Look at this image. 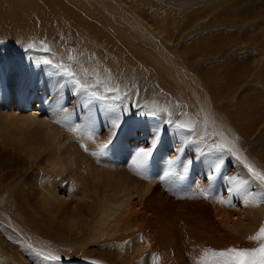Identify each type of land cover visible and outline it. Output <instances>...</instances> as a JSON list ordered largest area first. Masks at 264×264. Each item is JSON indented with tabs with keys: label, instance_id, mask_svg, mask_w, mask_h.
Listing matches in <instances>:
<instances>
[{
	"label": "rangeland",
	"instance_id": "obj_1",
	"mask_svg": "<svg viewBox=\"0 0 264 264\" xmlns=\"http://www.w3.org/2000/svg\"><path fill=\"white\" fill-rule=\"evenodd\" d=\"M74 1L83 2V7H88L91 13L100 5L101 11L107 16L114 14L110 17L114 18L115 25L119 27L122 34L128 36H126V41L131 56L135 57L132 52L139 51L143 47L142 49L149 50L151 59L153 56L156 57L159 64L154 65L152 62L142 59L130 64V71L133 74L142 73L143 76L137 78L136 75H132L127 80L129 88L124 92L122 91L124 83L122 78L115 80L114 84L109 87L107 77L95 78L91 74L93 65L83 60L69 59L71 55L75 54L73 49L58 48L54 53L51 52L48 55L40 53L39 49H35L34 53L31 54V60L34 61L33 65L29 63L28 59L21 61L20 64H15L21 79L24 77V73H32L30 74L31 85H27L25 90L20 89V92L23 91L30 99H23L22 102L19 100L15 103L13 98L19 91L13 86L15 83L20 84L21 80L14 81V76H9L10 70L6 69L9 64L5 63V54H0V61L5 57L4 63L0 64V73L3 72V76H0V85L5 82L4 87L0 88V194H4L8 189H25V191L34 193L39 188H46L51 190L57 201L62 203V210L67 213L68 221L66 224L69 222L70 225L74 221L77 225H81L82 222H90L95 217L81 213L79 211L80 206H95L93 211L97 213L95 211L96 204L98 207L104 204V201L110 204V198L116 199V203H119L120 199L123 198L122 195H127V193L118 194L107 191L109 185L115 183L114 178H124L134 188H139L136 178H141L142 181H146L147 192H143L140 197H143L145 201L153 202L152 204L156 206L165 203L175 207L194 204L220 205L222 203L220 206L224 205L226 209L231 208L235 212L233 215L235 220L233 221L234 218L231 217V223L227 226L228 231H231L230 233H235L236 217L239 218L240 214L242 215L240 221L245 220L244 225L249 224L246 221L254 218V214L249 213L250 208L248 209V207L250 206L244 199V189L239 183L241 164L237 160L242 159L239 157L240 152L254 149L256 144L258 145L259 137L264 136V0H241L236 12L231 15H227L225 12L223 15L219 13L212 15L211 13L215 10H210L208 17L199 22L182 23L184 26L182 31L172 28L174 26L168 21H162V18L158 23L156 20L150 21L141 16L138 17V14L133 13V11L127 12L125 8L128 5L122 3L118 6L116 0ZM234 1L227 0V3L232 5ZM110 5L114 7L112 13L108 11ZM151 5L161 11H175L173 0H158L157 4L152 1ZM204 7L198 8V10H202ZM182 9L178 12L187 13L184 7ZM95 13L97 11L93 14ZM96 24L104 32L113 30L100 20ZM165 28L171 29L174 33L173 38L168 39L164 33ZM220 28L227 29L228 35L225 37L217 35L216 31ZM159 31L163 32L162 36H158L157 32ZM196 32L213 33L214 39L217 42L223 41L224 45L219 46L217 50L213 46L196 51L193 44L194 38L198 35ZM144 35L156 41V46L154 47L152 44V47H145ZM185 41L188 42L181 45ZM188 47L191 51L190 54H188ZM169 49H175V52L169 51ZM19 52L25 53V51ZM42 59L48 60V63L42 61V64L47 65L48 68L42 66ZM221 65L229 67L230 72L227 78L234 80L236 85L234 84V89L223 100H213L212 102L209 92L205 90L206 77L211 72V68L220 73ZM157 68L169 70V75L164 70H160L164 76L161 77ZM68 72H71L73 76L69 77ZM251 84L254 85V88H260V94L256 95L257 98H246L256 99L258 102L256 105L247 106L243 110L245 117L250 118L254 123L253 129L248 135L249 138L244 144L242 139L238 141V136L234 132V136L231 134L232 132L230 135L228 134L229 127L225 124L224 113L228 107L237 105L236 102L242 96L241 94L245 95L243 97L248 96V89ZM168 88H171V91ZM16 90L18 92H15ZM7 92L12 93L11 101L5 99ZM129 93L131 94L129 95ZM160 99L164 101H162L163 104ZM36 104L41 105L40 109L35 107ZM27 118L29 120H26ZM193 120L200 123L201 131H196L198 126L194 128ZM116 125H120V127L117 128ZM179 125L184 127L180 128ZM45 126L59 132L57 136L53 138L50 136L47 139L50 148L61 147L65 135L69 151L55 150L54 156L51 155L50 151H48L49 153L32 151L43 145L42 134L45 132ZM153 132H156L159 137L157 147L153 150L146 164L142 168H138L134 164V161L138 159L136 153L140 148L151 147ZM199 132L201 135L198 136ZM87 139L92 142L91 146H95L94 149L97 150L102 145L108 144L109 141L112 143L103 152L100 149L97 153L87 144L89 143ZM22 141H25V146L29 149L26 154L19 153L17 149L12 150ZM219 145H223V148L218 147ZM115 150L118 153L112 154ZM66 151L69 155L65 154ZM228 152H231L230 156L226 154ZM112 155H116V157L113 158ZM73 157L79 160L75 161L77 162L76 166L80 167L82 164L83 166L80 168L83 169L87 166L92 174L95 173L94 176L99 175L96 173L100 172L99 178L85 179V176L78 177L77 173L73 174L72 170L75 171L78 168V166L72 168L70 159ZM170 160L174 163L169 164ZM120 161L124 162V165ZM52 162L56 166L48 169ZM78 162L81 164L79 165ZM205 165L208 167L205 168ZM92 167L95 168L94 171H92ZM109 167H113L115 171L125 168L128 175L123 176L117 172L112 175L108 170ZM51 168L55 171H51ZM80 168L78 169L83 170ZM103 168H107V170ZM51 173L60 174L57 176L61 178L62 186L60 183L56 185L51 181L45 184L46 177L52 179ZM199 173L202 174V177ZM209 175L213 179H207ZM74 176L78 178H74ZM41 179L45 181L42 184ZM245 179L250 182V178ZM79 180H84L86 185L92 183L95 186L92 187L91 191L82 192L79 187L77 191L74 188L76 185H80ZM253 183L250 192L258 197L260 194L257 187L260 186L261 182L257 185L252 180ZM24 193L26 194L25 198L17 196L19 203L23 204L27 200L26 203H29L32 208L40 204L39 198L34 199V195L32 196L28 192ZM137 200L134 195L126 199L125 204H134ZM74 212L75 216L72 217ZM236 214L237 216H235ZM259 214L261 219L258 217V221L262 223L264 221V207ZM219 219L220 216L217 217L216 221ZM33 223L35 224V222ZM247 224L246 226L241 225L243 226L241 229L238 226V232H240L237 233L238 235L245 231ZM57 228L58 226L55 227V229ZM12 230L13 238H6L0 233V248L8 254L17 255L22 264H40L36 260L35 253L19 248L22 243L23 245L34 246L30 242L32 240L29 241L26 236L19 238L18 236L22 233L14 226ZM71 231L62 230L64 240L67 239L66 237ZM251 233L249 232L248 235ZM47 234L55 235L54 231H49ZM242 235L241 239L247 236L245 233ZM17 238L20 241H15ZM77 243H80V240ZM101 245L92 240L88 246L83 247L87 251L89 260L83 264H118L120 262L116 250L107 253V251L102 250ZM51 250L55 251L53 248ZM42 252L40 255L43 258L46 255L45 252L42 255ZM0 255L5 257L1 251ZM58 263L57 260L50 259L49 256L41 262V264ZM64 264L76 263L69 261V263Z\"/></svg>",
	"mask_w": 264,
	"mask_h": 264
},
{
	"label": "bare ground",
	"instance_id": "obj_2",
	"mask_svg": "<svg viewBox=\"0 0 264 264\" xmlns=\"http://www.w3.org/2000/svg\"><path fill=\"white\" fill-rule=\"evenodd\" d=\"M116 1L118 6L122 5V3L128 5L125 8L127 9V12L131 13V11H133V13L138 14V17L141 16L143 19H149L150 21L156 20L158 23L162 18V21H168L169 24L173 25L174 27L172 28L182 31V28H184L182 23L187 24L188 22H199L205 17H208L210 10H215L213 13H211L212 15L218 13L223 15V12H225L227 15L235 13L241 0H235L233 4L230 2L232 5H228L227 0H173V8L175 11L172 12L155 9L151 3L152 1H155L157 4L158 0ZM82 4L83 2L81 3L80 1L74 0H0V54H5V63L9 64V67L6 68L10 70L9 76H14V81L21 80L20 84L15 83L13 86V88L15 87L19 91H15L18 92V94L13 98L15 103H17L19 100L22 102L21 100L23 99H30L28 96H26V94L23 93V91L20 92V89L25 90L27 85H31L30 74H32L24 73L25 75L21 79L15 64H20L21 61L28 59L29 63H32L33 65L34 61L31 60V54L34 53L35 49H39L40 53L45 55H48L51 52L54 53L58 48L73 49L75 54L71 55L69 59H79L93 65L91 74L95 78L107 77V84L109 87L114 84L115 80L122 78L124 81L123 88L121 86L122 91L129 88L127 80H129L132 75H136L135 77L137 78L143 76L142 73L133 74L132 71H130V64L136 63L140 59L148 62L150 61V63L152 62L154 65L159 64L156 57L151 56V59L148 52L149 50L146 51L142 49L143 47L139 51L132 52V54L134 53L133 55H135V57L131 56L126 41L127 35L125 34L124 36L122 34L119 27L115 25L114 18H111L114 14L110 15L111 17L108 15V17L106 13L101 11L102 8L100 5L95 8L97 13L93 14L95 11L91 13L89 8H84ZM180 5L184 7L185 12L187 13L178 12L183 10L182 7H179ZM204 5L206 6L204 7ZM201 7L204 8L202 10H198V8ZM113 8L114 7L110 5L108 7V11H113ZM206 8L208 9L207 13L205 12ZM99 12H102L103 14H99ZM99 20L113 30L104 32L96 24ZM168 28H165L164 33H166L168 39H171L173 38L174 33ZM216 32L217 35H221L222 37L228 35V31L225 28H220ZM157 34L158 36H162L163 32L159 31ZM196 34L198 35H196V38H194L193 43L196 51L205 50L213 46L217 50L219 46L224 45L223 41L217 42L214 39L213 33L205 34L204 32H196ZM144 36L143 37L146 40L144 45L145 47H152V44H154V47L156 46V41L150 39L146 35ZM187 42L188 41L182 42L181 45H184ZM170 50L171 49H169V51ZM174 50L175 49L171 51L175 52ZM187 50L188 54H190L191 51L189 50V47ZM19 51H25L26 54ZM5 57L2 58L0 64L4 63ZM42 61L45 62L48 60L42 59L41 64ZM42 66H44V64H42ZM45 66L48 68L47 65ZM164 69L165 68L158 69V74H160L161 77L164 76L160 70L163 71ZM220 69L221 72L217 73L211 68V72L206 77L207 82L205 90L206 92H209L210 96H208L211 97V99H209L212 102L213 100H223L226 95L228 96L231 93L236 85L234 80L227 78V75L230 72L229 67L221 65ZM30 70L32 71L31 68ZM164 71L169 75V70ZM2 73H0V76H3ZM40 79L42 78L40 77ZM4 84L5 82H2L0 88L4 87ZM168 90L171 91V88H168ZM248 91L249 94L247 97H243L245 95L241 94L242 96H240L236 102L237 105L235 107H228L224 113V118L226 121L225 124L229 127L228 134L230 135V132H232L231 134L234 132L235 135L238 136V141L242 139L244 144L246 139L249 138L248 135L251 133L254 123L250 120V118L245 117L243 110L245 107L256 105L258 102H256V99L246 98H257L258 96L256 95L260 94V88H254V85L251 84ZM3 94L5 95V92H3ZM130 94L131 93H129V95ZM6 96L7 97H5V99L11 101L12 98L10 97L12 96V93L7 92ZM159 97L160 96L158 95V98ZM162 97L164 98V95H162ZM156 100L159 101L158 99ZM162 101L163 100H161V102ZM35 107L40 109L41 105L36 104ZM26 120L29 119L27 118ZM194 124V128L198 126L196 131H201L200 123L197 121L194 122ZM44 129L45 132L42 134L44 138L43 145L39 149L32 151L35 153L39 151H50L52 156L55 155V150L69 151L66 140L67 138H65V135L63 136L64 142L61 147L56 146L54 148H50L47 139L50 136L52 138L57 136L59 132H55L46 126ZM197 135H201L200 132ZM87 141L89 142V139H87ZM257 142L258 145L256 144L254 149L248 150L246 152H240L239 157L242 159L237 160L241 164V180L239 183L244 189V199H246V202H248L247 205L250 206H247L248 209L250 208L249 213L254 214V218L248 219L246 221L249 224L246 223L248 226L245 228V231H242L243 233H241L247 234V236L244 235L246 238L241 239L243 235L241 236V234H237L240 233L238 231L239 229L243 228L241 225H244L245 221H240V217L242 216L241 214L239 218L236 217L238 222L236 221L235 224L237 227L234 226L235 233H230L231 231H228L227 226L229 223H231V217L234 218L233 221L235 220V217L233 216L235 212H233L234 210H231V208L226 209L224 205L220 206L222 203L220 205L213 203L214 205L194 204L186 206L180 205L178 207L165 203L164 205L156 206L152 204L153 202L151 203L149 200L145 201L143 200V197H140L143 192H147L146 181H142L141 178H136L139 188L132 187L131 184L128 183L124 178H114L115 183L110 184L107 191L117 192L118 194L122 192V194L127 193V195H122L123 198L120 199L121 201L119 203H116V199L110 198V204L105 201V205L102 204L98 207L96 204L95 211L97 213H94L93 211L95 206H80L79 211L81 213L93 215V217H95L90 222H82L81 225H77L76 222L74 223V221L70 225L69 222L66 224L68 221L67 213L62 210V203L57 201L56 196H54V193L51 192V190L39 188V190H36L34 194L29 191H25V189H8L4 194H0V221L2 220L4 222H0V233L6 236V238H13L12 227L14 226L20 231V233H22H19L20 235L18 234L19 238L26 236L29 241L32 240L30 242L34 245H23L22 243V245H19V248L23 251L35 253L36 260H38L40 264L43 259L47 258V256L59 257L60 259H55L59 262L58 264H64L67 262L69 263V261H75L76 264L86 263L89 260L87 251L83 247L88 246L92 240L97 244H102V250L107 251V253L116 250L118 252L117 257L120 260L118 264H223L224 258L213 255V252L222 251L228 248L253 250L259 246L258 242L251 240L250 237L254 236L259 231L260 227L264 225V221L262 223H259L260 221H258L261 219L259 213H261V210L264 207V184H261L259 180L256 181L257 179L252 175V173L249 172L247 167L251 166L254 171L264 174V136H260ZM87 144L97 153L101 149V147L98 148V150L94 149L95 146H91V141ZM17 145L18 146L11 149H17L19 153L21 152L24 154H26V152L29 150L25 146V141H22ZM117 150L119 151L120 149ZM68 151H66L65 154L69 155ZM114 153H116V150L112 154ZM226 154L230 156L231 152ZM114 157H116V155H114L113 158ZM76 160L78 159L75 157L70 159V163L72 162V168H77L78 165L76 166ZM122 161H120V163L124 165V162L122 163ZM78 164L80 165L81 163L78 162ZM52 166L55 167L56 165H54L52 162L49 164L48 169ZM81 166L83 165L81 164L80 167ZM80 167L78 166V168ZM206 167H208V165H205V168ZM78 168L77 170H79ZM87 168L88 167L86 166L84 169L80 168L83 170L72 171L73 174L77 173L76 175L78 177L85 176V179H89L90 177L96 178L101 175V173L98 172L96 174L99 175L94 176L95 173L92 174L89 171L90 169ZM92 168V171H94L95 168ZM109 168L110 169L108 170L112 173V175L114 172L120 173L123 176L128 175L125 168L116 169V171L113 169V167ZM103 169L107 170V168ZM50 170L55 171L52 168ZM51 174L53 180L46 177V182L41 179V184L43 182L46 184L51 181L56 185L60 183L62 186L61 178L58 177L60 174ZM199 175L202 177L201 173H199ZM78 177L74 176V178ZM245 178H250V182H247ZM252 180L257 185L260 183V186L257 187V190L260 194L258 197L256 194H252V192H250L252 185H254V183L252 184ZM78 182L80 185L78 184V186H74V189L77 190L79 187V190L82 192L91 191L92 187L95 186L92 183L90 185H86L84 180H79ZM136 190L139 191L137 192ZM24 192H28L32 196L34 195V199L39 198L41 200L40 204L35 208H32L29 203H26L27 200H25L23 204L19 203L17 196L25 198L26 194ZM134 195L138 200L134 204H125L126 199L129 197L131 198ZM74 216L75 212L72 213V217ZM218 216H220V219L216 221ZM235 216H237V214ZM33 222H35V224ZM246 224L244 226H246ZM57 226L58 228L55 229ZM238 226L240 227L239 229ZM64 229L72 230L68 233L66 237L67 239L65 240L62 237V230ZM49 231H54L55 235H48L47 233H49ZM249 232L252 233L248 235ZM71 237L73 238L71 239ZM78 240H80V243H77ZM15 241H20V239L17 238ZM52 248L55 251H52ZM0 251L1 254L5 256L2 257L0 255V264H22L21 260H18L17 255L13 256L8 254L1 248ZM41 251H43L42 255L44 252L46 255L43 258L40 255Z\"/></svg>",
	"mask_w": 264,
	"mask_h": 264
},
{
	"label": "snow or ice",
	"instance_id": "obj_3",
	"mask_svg": "<svg viewBox=\"0 0 264 264\" xmlns=\"http://www.w3.org/2000/svg\"><path fill=\"white\" fill-rule=\"evenodd\" d=\"M45 63H48V61H45ZM67 75L69 77L73 76L71 72H68ZM116 127L119 128L120 125H116ZM178 127L183 128L184 126L179 125ZM152 137H153V142L151 147L146 146L140 148L136 153L138 159L134 161V164H136L138 167H143L146 164L149 157L152 155L153 150L157 147V141L159 139L157 133L153 132ZM111 143L112 141H109L108 144L102 145L101 152H103V150L106 149ZM218 147L223 148V145H219ZM230 150L231 149H229V151ZM172 163H174V161L170 160L169 164ZM247 167L249 172L252 173V175L261 182V184H264V174L254 171L251 166H247ZM207 179L211 180L213 179V177L209 175ZM250 239L258 242L259 246L253 250L228 248L222 251L213 252V255L224 258L223 264H264V225H262L259 231L254 236L250 237ZM49 258L60 259L59 257H49Z\"/></svg>",
	"mask_w": 264,
	"mask_h": 264
}]
</instances>
